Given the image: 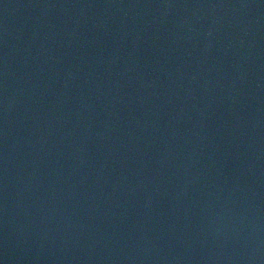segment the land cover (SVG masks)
<instances>
[{
	"label": "water",
	"instance_id": "1",
	"mask_svg": "<svg viewBox=\"0 0 264 264\" xmlns=\"http://www.w3.org/2000/svg\"><path fill=\"white\" fill-rule=\"evenodd\" d=\"M0 264H264V0H0Z\"/></svg>",
	"mask_w": 264,
	"mask_h": 264
}]
</instances>
